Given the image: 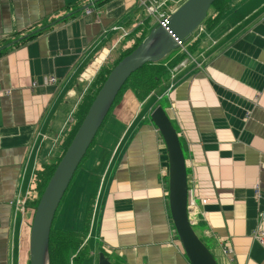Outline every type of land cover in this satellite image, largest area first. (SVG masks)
I'll use <instances>...</instances> for the list:
<instances>
[{"label": "crops", "instance_id": "0c3cea01", "mask_svg": "<svg viewBox=\"0 0 264 264\" xmlns=\"http://www.w3.org/2000/svg\"><path fill=\"white\" fill-rule=\"evenodd\" d=\"M184 1L0 0V264H29L34 173L51 162L101 66L136 41L138 24L149 18L153 28ZM75 3L90 11L14 45ZM224 4L171 51L185 56L143 100L120 96L115 146L97 173L88 167L98 182L86 189L93 216L78 264H97L100 251L112 264H190L170 216L165 145L149 117L159 105L185 156L196 233L217 264H264L254 237L264 233V0Z\"/></svg>", "mask_w": 264, "mask_h": 264}, {"label": "water", "instance_id": "95a60500", "mask_svg": "<svg viewBox=\"0 0 264 264\" xmlns=\"http://www.w3.org/2000/svg\"><path fill=\"white\" fill-rule=\"evenodd\" d=\"M214 1L185 0L166 17L165 26L158 24L151 28L142 42L111 69L34 209L29 234V264H49V235L58 205L123 84L143 64L157 62L177 49L178 42L188 38L200 26ZM90 6L91 3L83 6L81 10L87 11ZM149 117L165 145L170 216L184 253L190 264H217L189 220L185 156L175 127L160 105ZM97 264L112 262L100 251L97 254Z\"/></svg>", "mask_w": 264, "mask_h": 264}, {"label": "trees", "instance_id": "16d2710c", "mask_svg": "<svg viewBox=\"0 0 264 264\" xmlns=\"http://www.w3.org/2000/svg\"><path fill=\"white\" fill-rule=\"evenodd\" d=\"M92 1L96 4H99V3L105 2L106 0H92ZM84 5L81 6V3H75L72 6H68V8L63 13L56 15L51 21L47 22L42 27H40L44 29L39 30V31H36V29L29 30L23 33L18 38L12 40L14 42V45H18L22 43L24 44L25 42L29 40L31 41L35 37L42 34L45 30L50 29L54 27L55 25H58L66 20H69L70 18L76 16L77 14H80V12L82 11L81 8ZM224 8H225L224 0H215L211 4L205 19L201 23L202 29H207L210 26V23H212L213 21L217 19L220 10ZM211 10L212 11L214 10L216 12L214 16L211 14ZM67 14H70V15L66 16ZM53 21H56L54 25H50V23ZM140 24L137 25L136 31L134 34V36L137 34L136 41L130 47L125 49V51L110 66H107V65H105L104 67L101 66L100 70L95 75L93 81L90 83V86L87 87L86 91L82 95L80 101L78 102L72 114L71 122L68 124L67 128L62 133V136L58 142V145L60 147L56 150V152H54L51 158V162L48 163L47 165L41 166L40 168L36 169L34 176H33L32 183H31L30 194L28 198V201H31V204L33 205V211L57 163L61 159L64 151L66 150L73 136L75 135L79 125L81 124L83 118L85 117L95 95L97 94L101 85L105 81L107 75L109 74L111 69L116 65V63L119 60H121L124 56L129 54L135 47H137L142 42V40L146 37V35L148 34L149 30L152 27L151 19L149 18H146L142 22V24L141 25ZM193 47H194V43H191L186 46V49H188L189 51H192ZM172 52L168 53L165 58L157 62H147L143 64L139 69H137L135 72H133L129 76V78L123 84L121 90L116 95L96 135L103 128L107 115L111 112L112 107L114 106L116 100L119 98V96L122 95L124 91L130 90L134 94V96L138 100L141 101L153 89H155L156 86L161 81L165 80L169 76V72H170L169 70L172 67H174L179 61H181L185 56L184 53H180L172 57L171 56ZM94 139L92 140L85 155L83 156L81 162L79 163V166L82 163V161L85 159V157L88 155V152L94 142ZM90 211H91V206L88 210L87 222L85 221V224L83 225V228L80 232H74V231L62 232L61 231L54 235L53 234L54 233L53 223H52L51 231L49 235V245H48L49 264H78L81 261L85 253V248L81 247V245L86 239L85 235L89 229L88 220L90 217ZM72 256H73L72 260L69 261V259Z\"/></svg>", "mask_w": 264, "mask_h": 264}, {"label": "rangeland", "instance_id": "374dc122", "mask_svg": "<svg viewBox=\"0 0 264 264\" xmlns=\"http://www.w3.org/2000/svg\"><path fill=\"white\" fill-rule=\"evenodd\" d=\"M124 94L125 96L123 97L126 99V102L136 100L130 91H126ZM119 100L120 96L112 107L111 112L107 115L103 128L96 135L88 155L78 167L70 185L65 192V195L58 205L56 215L53 220L54 235L61 231L65 232L80 229V227L85 224V221L87 222V214L92 204V199H90L88 203L86 202V199H88L92 192L91 189L90 191L86 189L87 186L98 182L97 178L95 177H93L94 179L92 180V175H89L88 170L93 169L97 173V169H99L100 163L104 160L103 157H105L107 149L111 146H115L116 142L114 141L113 134H120V129L122 127L120 122H123V120L121 118H118V121L113 120L112 112L114 113ZM87 175L89 178H87ZM90 181H92L91 184ZM92 216L93 210L91 206L88 223L91 222ZM80 230H82V228ZM72 258L73 256L69 259V261H71Z\"/></svg>", "mask_w": 264, "mask_h": 264}, {"label": "built area", "instance_id": "2783aa9c", "mask_svg": "<svg viewBox=\"0 0 264 264\" xmlns=\"http://www.w3.org/2000/svg\"><path fill=\"white\" fill-rule=\"evenodd\" d=\"M139 1L143 2V3L145 2V0H139ZM148 12L154 13L155 11H153L152 7H148ZM167 15L161 16V18L159 19V20H161L160 23H161L162 26H165V19H166ZM178 44L180 46L183 45V43L181 41L178 42ZM50 80L53 82V81H55V78L51 77ZM189 205H192V204L190 202H188V207H189ZM254 237L264 246V233L262 231H255L254 232ZM222 252H223L224 255H229V253H228L229 251L226 250L225 247L223 248Z\"/></svg>", "mask_w": 264, "mask_h": 264}, {"label": "bare ground", "instance_id": "6f19581e", "mask_svg": "<svg viewBox=\"0 0 264 264\" xmlns=\"http://www.w3.org/2000/svg\"><path fill=\"white\" fill-rule=\"evenodd\" d=\"M158 21H159V23H158ZM158 21H157V23H158V24H161V23H160L161 20H158ZM157 23H156V25H157ZM146 36H147V35H146Z\"/></svg>", "mask_w": 264, "mask_h": 264}]
</instances>
